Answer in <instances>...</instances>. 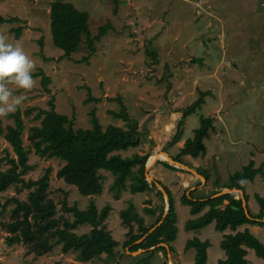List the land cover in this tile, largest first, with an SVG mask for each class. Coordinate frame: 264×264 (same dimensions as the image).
<instances>
[{
	"label": "rangeland",
	"instance_id": "1",
	"mask_svg": "<svg viewBox=\"0 0 264 264\" xmlns=\"http://www.w3.org/2000/svg\"><path fill=\"white\" fill-rule=\"evenodd\" d=\"M50 1L0 0V15L15 16L9 22H0V32L8 35L10 42L22 46L35 60L36 70L42 71L34 76L37 84L33 90L18 89L15 93L26 96L18 109L24 124L23 145L29 142L25 138L27 127L38 122L33 116L35 111L48 108L50 99L55 112L71 118L73 129L91 127V110L102 127L107 123L125 127L124 121L110 112L118 110L116 97H119L129 116L135 119L138 131L137 145L119 152L122 155L147 152L144 163L148 180H155L156 186L167 185L177 201L183 189L197 188L198 193L225 190V187H219L226 183L229 174L240 171L252 161L251 167L260 166V169L251 180L244 181L246 201L242 199V202L251 213L256 212V195L264 199V0H62L84 10L87 15L88 34L80 33L76 48L68 55L61 54L62 50L51 42ZM106 23L109 25L104 34L98 39L91 38L98 27ZM17 25L21 30L15 36L13 27ZM42 76L48 77L47 81L43 82ZM203 90L208 92L202 103L182 118L181 139L176 145L166 146L168 155L178 156L177 146L183 138L192 134L200 117L210 116L213 129L202 135L203 155L187 159L180 154L178 158L184 166L175 163L179 167L176 169L152 164L154 152L167 154L163 148L165 142L170 143L177 128L181 108ZM87 93L92 98L86 99ZM0 124L4 133L6 125L12 124L11 116L0 118ZM5 152L14 155L10 144L0 136V170L9 165ZM150 154L152 158L147 165ZM157 155L154 159L161 156ZM27 162L34 166L22 174L24 179H34L44 167L50 168L48 196L56 201V208L62 190H67L66 203L74 202L79 208H85L89 199L97 208L104 203L110 205L103 227L117 240L114 246L117 253H100L91 260L82 261L76 258L73 250L61 251L59 244H54L47 252L35 253L19 241L6 243L3 239L6 232L0 227V264H121L124 261L131 264H192L194 249H183L185 240L194 234L182 227L184 220L191 216L186 205L175 203L177 231L170 242L173 254L167 252L164 245L165 251H152L147 261L136 260L139 253L145 256V248L130 250L129 245H123L128 234L118 211L131 203L133 210L149 221L153 215L143 207H152V203L154 206L158 202L152 190L131 193L127 188L118 191L114 198V191L108 188L112 173L99 169L103 175L101 192L83 195L73 185L55 176L62 160L30 150ZM193 167H197L196 171ZM197 171L203 172L207 179L201 180ZM28 190L15 183L0 190V209L4 205L0 219L7 218L14 204L6 197L15 195L26 199ZM62 214L71 220L70 213ZM261 220L264 221V217ZM89 227L87 223H77L68 228L82 233ZM243 227L264 242V224L239 225V229ZM134 232H137L135 224L131 230ZM196 234L210 242L207 264H216V258L222 254L218 248L222 234L213 229L212 223ZM131 255H134L133 259ZM246 258L248 264H259L256 260H264L252 250Z\"/></svg>",
	"mask_w": 264,
	"mask_h": 264
},
{
	"label": "trees",
	"instance_id": "2",
	"mask_svg": "<svg viewBox=\"0 0 264 264\" xmlns=\"http://www.w3.org/2000/svg\"><path fill=\"white\" fill-rule=\"evenodd\" d=\"M48 17L51 42L62 50L61 54L63 55H68L76 48L80 33L88 34L86 12L77 9L68 1L51 0ZM13 19L15 16L3 17L0 15V22H9ZM108 25L106 23L98 27L96 34L91 38L98 39L100 35L104 34ZM13 30L14 35L18 36L21 26L17 25L13 27ZM151 54L154 56V51ZM41 73V69H38L33 76ZM47 79L46 76L41 77L43 82ZM207 92V90L200 91L195 99L181 108L180 119L177 121V128L172 134L170 142L180 137L182 118L202 103L203 96ZM90 98L92 96L87 93L86 99ZM116 99L119 104L118 110H110V112L113 116H119L124 121L125 127L111 123L102 127L91 110V127L73 129L71 128V118L63 113L55 112L51 99L48 100V108H38L35 111L33 116L38 119V122L27 127L25 135L29 141L27 145L22 143L24 124L18 110L15 114L10 115L12 124L6 125L4 133L0 124V136H3L10 144L14 154L4 153L9 165L0 170V190L10 183L29 188L26 199H20L15 195L6 197L7 200L14 202L7 218L0 219V227L6 232L3 235L6 243L19 241L25 244L29 250L33 249L35 253L47 252L54 244H59L61 251L73 250L76 253V258L82 261L91 260L100 253L108 255L117 253L114 250L117 240L103 227V219L110 208L108 203L97 208L93 200L89 199L85 208H79L74 202L66 203L67 190H62V196L58 199L60 204L56 208V201L48 196V172L50 170L48 166L44 167L42 173L34 179L23 178L22 174L34 166L33 163L27 162V154L33 150L38 155L53 156L62 160V164L55 170V176L61 178L65 183L73 185L80 194L91 195L101 192L103 175L98 171L99 169L112 173L113 177L108 188L114 191L112 194L114 198L118 196V191L127 188L130 192L152 190L153 194L158 197V202L155 207L145 208L150 212L156 209L157 213L148 223L145 224L142 221V217L133 210L131 203L118 211L120 222L127 226L128 237L123 241V245L129 244L130 250L145 248V256L143 257L139 253L135 256L136 260L147 261L154 250L165 251L164 245L160 242L167 243L171 255L173 254L169 242L175 238L176 234L175 198L170 189L161 184L167 193L168 205L167 211L161 218L164 204L162 192L156 187V181L148 180L144 174V162L148 153L132 152L129 155H122L119 152L129 146L137 145L138 131L135 129L136 121L129 116L125 104L119 97ZM27 111L25 110V112ZM199 121V125L192 129V134L183 138L182 145L176 155L197 156L204 152L205 147L201 139L206 130L213 129L212 117H200ZM178 156L171 158L181 162ZM163 163L168 168H178L166 160H163ZM251 166L252 161H249L240 171L236 170L229 174L226 183L219 187L220 189L224 187L240 188L241 195L234 196L236 192L227 191L210 196L218 190L205 194L198 193L197 188L187 192L183 189L180 192L178 202L187 205L188 212L192 215L183 222V229L191 230L194 233L185 240L183 245L184 250L189 247L194 249L192 264H206L207 247L210 242L207 238L201 239L196 232L209 223H212L214 230L222 234L218 241V247L224 256L217 258L216 264H248L245 257L248 249H251L256 256L264 258V244L256 234L247 227L238 228L244 223L264 224V221L261 220L264 217L263 197L256 195L258 208L254 213L248 210L246 204L242 205V199L246 201V195L243 192L244 181L251 180L260 169V166ZM199 173L205 177L203 172ZM205 179L207 178L205 177ZM3 209L4 205L0 210ZM59 211L61 213L57 214ZM62 212L70 213L71 220L64 217ZM159 219L160 222L148 230ZM77 223H87L90 226L89 230L75 233L68 228ZM133 223L136 225L137 232L131 233ZM138 238L140 239L134 242ZM156 243L158 244L153 248L147 249L148 246ZM131 256L133 259L134 255ZM121 264L131 263L124 261Z\"/></svg>",
	"mask_w": 264,
	"mask_h": 264
},
{
	"label": "clouds",
	"instance_id": "3",
	"mask_svg": "<svg viewBox=\"0 0 264 264\" xmlns=\"http://www.w3.org/2000/svg\"><path fill=\"white\" fill-rule=\"evenodd\" d=\"M36 68L35 60L23 47L0 32V118L15 114L26 100L25 95L15 94L18 89L29 92L36 87Z\"/></svg>",
	"mask_w": 264,
	"mask_h": 264
},
{
	"label": "crops",
	"instance_id": "4",
	"mask_svg": "<svg viewBox=\"0 0 264 264\" xmlns=\"http://www.w3.org/2000/svg\"><path fill=\"white\" fill-rule=\"evenodd\" d=\"M170 111V110H169ZM171 112V111H170ZM179 139H181L180 137L179 138H177V140H174L173 142H170V143H168V142H165V146H164V150L167 152V150H166V146H168V145H171V144H175L177 141H179ZM176 145V144H175ZM182 145V143L180 142V145H178L177 146V148H179L180 146ZM204 153V152H203ZM203 153L202 154H199V155H203ZM169 153L167 152V155H168ZM183 155V157L184 158H191V157H195V156H191V155H189V154H182ZM170 158L171 157H173V156H171V155H168ZM198 156V155H197ZM196 156V157H197ZM172 159V158H171ZM158 160H160V161H158ZM163 160H166L168 163H172L171 161H169V160H167L166 158H164L163 159V157H161V156H159L157 159H154V160H152V161H154L152 164H155V163H157L158 165L160 164V165H162L163 164V166H165L164 165V163H163ZM177 161V160H176ZM178 162H180V161H178ZM182 162V161H181ZM174 166H176L175 165V163H172ZM187 164V163H186ZM180 165L181 166H184L182 163H180ZM163 166H161V171L163 170L162 168H163ZM145 167L146 166H144V170H145ZM166 167V166H165ZM178 167V166H177ZM179 168V167H178ZM186 168V167H185ZM194 168V170L196 171V168L197 167H193ZM166 169H168V167H166ZM170 169H172V168H170ZM174 169H176V168H174ZM165 172L167 173V171L165 170ZM176 172V171H175ZM200 172V171H199ZM198 171H197V175L199 176V175H201L202 176V178H201V180H203V178L205 179V177L201 174V173H199ZM195 173V172H194ZM145 174V173H144ZM176 175V174H175ZM177 177L178 176H173L172 178H176L177 179ZM206 180V179H205ZM164 184V183H163ZM167 186V185H166ZM157 187V186H156ZM158 188V187H157ZM225 189V188H224ZM240 189V188H239ZM146 191V190H145ZM222 191V190H221ZM221 191H218V192H221ZM136 192H143V191H136ZM185 192H187L186 190H185ZM217 191H216V193H218ZM234 192H236V191H234ZM131 193H134V192H131ZM216 193H212L210 196H215V194ZM241 193H242V190L240 189V191H238L237 190V192L235 193V195L237 196V195H241ZM167 194V193H166ZM206 194V193H205ZM163 195V194H162ZM218 195V194H217ZM150 196H151V193H150ZM174 196V195H173ZM174 198H175V196H174ZM147 201H149V199H147ZM152 202V201H151ZM176 202H178V198H177V201H176V199H175V203ZM243 203V202H242ZM94 204H95V202H94ZM153 204L154 203H152V207H155V205L153 206ZM156 204V203H155ZM165 204H166V202L164 201V204H163V211H162V214H161V218L164 216V208H165ZM181 204V203H180ZM96 205V204H95ZM185 205V204H184ZM110 206V205H109ZM187 206V205H186ZM152 207H149V209L150 208H152ZM145 210H146V208L145 207H143ZM175 208H176V204H175ZM187 208H188V206H187ZM149 209L148 210H146L147 212H150L149 211ZM136 212V211H135ZM137 213V212H136ZM157 213V210L156 209H154L152 212H150V214H152L153 216L155 215ZM138 214V213H137ZM190 214V213H189ZM138 215H140V213L138 214ZM191 215V214H190ZM141 217H142V221L146 224V223H148L149 221H145V220H143V216L142 215H140ZM192 216V215H191ZM160 218V219H161ZM160 219L154 224V225H152L148 230H150L151 228H153L157 223H159L160 222ZM175 222H176V220H175ZM133 224H135V223H133ZM249 224V223H248ZM125 225V224H124ZM126 226V225H125ZM136 226V225H135ZM182 227H183V224H182ZM203 228V227H202ZM239 228V227H238ZM126 229H127V226H126ZM176 231H177V227H176ZM176 233V232H175ZM176 235V234H175ZM140 239V238H139ZM137 240V239H136ZM136 240H134V242H136ZM172 241V240H171ZM170 241V242H171ZM170 242H169V245H170ZM162 245H165L166 246V249H167V252H170V249H169V246H168V244L167 243H165V242H160ZM263 244H264V242H262ZM158 243H156V244H153V245H150V246H148L147 248H153V246H155V245H157ZM129 245V244H128ZM219 248V247H218ZM220 249V248H219ZM207 250H208V247H207ZM249 250H251V249H248L247 250V253H248V251ZM171 253V252H170ZM246 253V254H247ZM224 255H223V252H222V254L220 255V256H218L217 258H219V257H223ZM246 257V256H245ZM258 257V256H257ZM217 258H216V260H217ZM259 258H261V257H259ZM262 259H264V258H262ZM257 262L256 263H261V264H263V262H264V260H261V261H259V259L258 260H256ZM206 264H207V255H206Z\"/></svg>",
	"mask_w": 264,
	"mask_h": 264
},
{
	"label": "water",
	"instance_id": "5",
	"mask_svg": "<svg viewBox=\"0 0 264 264\" xmlns=\"http://www.w3.org/2000/svg\"><path fill=\"white\" fill-rule=\"evenodd\" d=\"M162 152H163V151H162ZM164 153H165V152H164ZM167 157H168V158H166V159L169 160V161H171L172 163H179V164H180V162L171 159L169 156H167ZM144 166H146L145 163H144ZM199 177L202 178L201 175H199ZM157 187L161 190L163 196L167 198V194H166L165 190L163 189V187L160 186L159 184H157ZM233 189H234V190H238V191H240L239 188H227V187H225V190H222L221 192H218V193H216L215 195L220 194V193H224L225 191H233ZM165 202H166V204H165V208H164V210H165L164 213L167 211V206H168V205H167V201H165ZM242 205H244V204L242 203ZM157 224H158V223H157Z\"/></svg>",
	"mask_w": 264,
	"mask_h": 264
},
{
	"label": "bare ground",
	"instance_id": "6",
	"mask_svg": "<svg viewBox=\"0 0 264 264\" xmlns=\"http://www.w3.org/2000/svg\"><path fill=\"white\" fill-rule=\"evenodd\" d=\"M154 153H156V154L153 155V158L151 157L152 154L149 155V158H148V161H147V165L150 163V162H149V161H150V158H152V159H151V161H152V160L154 159L155 156H158L157 154L161 155V157L164 156L163 158H168V157H167V154L164 153V152H162V151H160L159 153H157V152H154Z\"/></svg>",
	"mask_w": 264,
	"mask_h": 264
}]
</instances>
